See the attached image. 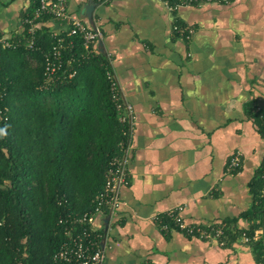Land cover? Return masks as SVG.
Listing matches in <instances>:
<instances>
[{
	"label": "crops",
	"instance_id": "1",
	"mask_svg": "<svg viewBox=\"0 0 264 264\" xmlns=\"http://www.w3.org/2000/svg\"><path fill=\"white\" fill-rule=\"evenodd\" d=\"M174 3L176 0H169ZM96 4L103 55L133 108L122 204L107 209L102 264H260L250 243L225 244L162 232L152 219L178 206L190 222L247 230L250 182L264 159V0H234L170 11L165 0H70L86 19ZM33 0H0V35L21 34ZM175 25L195 31L188 41ZM60 25L41 22V38ZM239 172L226 174L235 152Z\"/></svg>",
	"mask_w": 264,
	"mask_h": 264
},
{
	"label": "trees",
	"instance_id": "2",
	"mask_svg": "<svg viewBox=\"0 0 264 264\" xmlns=\"http://www.w3.org/2000/svg\"><path fill=\"white\" fill-rule=\"evenodd\" d=\"M44 32L38 45L47 51L52 40ZM106 63L100 52L74 78L46 90L40 51L0 50L7 91L0 101V264H63L53 259L66 239L60 218L90 210L104 188L108 163L124 139ZM253 118L264 139V124ZM249 188L252 206L242 218L253 236L264 228V159ZM250 245L264 264V235Z\"/></svg>",
	"mask_w": 264,
	"mask_h": 264
},
{
	"label": "built area",
	"instance_id": "3",
	"mask_svg": "<svg viewBox=\"0 0 264 264\" xmlns=\"http://www.w3.org/2000/svg\"><path fill=\"white\" fill-rule=\"evenodd\" d=\"M70 0H35L36 7L21 19V34L16 37L0 35V50H26L40 51L44 59L42 88L46 90L71 80L78 72V68L93 59L100 53L98 44L103 39V32L71 11ZM84 1V0H81ZM106 5L112 0H94ZM234 0H176L171 3L165 0L170 11L181 7L218 3L230 4ZM51 19L59 23L60 28L50 33L52 45L49 50H43L38 45L41 32V22ZM173 31L186 40H190L195 31L192 27L175 25ZM81 45V50L79 47ZM105 74L109 82L111 101L118 112V120L123 127L124 139L119 143L120 153L108 163L105 173V186L93 200L90 210L82 214L68 215L60 218L59 224L64 227L65 241L55 253V262L63 264H102L105 253L102 239L105 231L104 213L107 209H117L121 206L120 188L128 184L126 153L133 134V108L123 99L122 86L116 77L112 59L107 57ZM7 91L0 84V101H3ZM0 113L1 110H0ZM8 120L7 116L3 118ZM242 163V153L235 152L226 166V174L239 172ZM184 206H178L166 212L163 216L156 215L152 219L158 224L162 232L179 231L189 237H196L204 241H216L225 244L228 232L232 228L228 223H214L202 225L190 222L184 218ZM233 232L237 233V230ZM240 236L246 243L260 240L264 235V228L255 230L249 236L246 230L240 231Z\"/></svg>",
	"mask_w": 264,
	"mask_h": 264
},
{
	"label": "water",
	"instance_id": "4",
	"mask_svg": "<svg viewBox=\"0 0 264 264\" xmlns=\"http://www.w3.org/2000/svg\"><path fill=\"white\" fill-rule=\"evenodd\" d=\"M95 8H96V4L90 3V4H88L85 7V13H84L85 17L87 18V21L90 23V25L92 27H95L94 18H93V13H94ZM98 49H99V51L102 54H105L104 53V49H103V43H102V41L99 42ZM108 221H109V218H106L104 220V223H105L104 224L105 225V231H107V229H108ZM102 244H104V240L102 241Z\"/></svg>",
	"mask_w": 264,
	"mask_h": 264
},
{
	"label": "clouds",
	"instance_id": "5",
	"mask_svg": "<svg viewBox=\"0 0 264 264\" xmlns=\"http://www.w3.org/2000/svg\"><path fill=\"white\" fill-rule=\"evenodd\" d=\"M4 133V130H0V134H3Z\"/></svg>",
	"mask_w": 264,
	"mask_h": 264
}]
</instances>
